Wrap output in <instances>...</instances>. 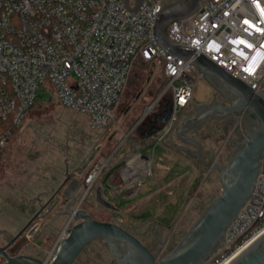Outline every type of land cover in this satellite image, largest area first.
<instances>
[{"label": "built area", "instance_id": "1", "mask_svg": "<svg viewBox=\"0 0 264 264\" xmlns=\"http://www.w3.org/2000/svg\"><path fill=\"white\" fill-rule=\"evenodd\" d=\"M163 2L141 0L131 13L124 0H0V150L20 130L41 88H50L62 107L86 115L90 130L108 129L137 61L160 66L164 89L143 118L163 94L170 93L168 119L151 143L168 139L192 101L195 79L190 73L196 70L190 60L159 48L152 36ZM165 34L175 45L205 56L254 92H264V0H203L195 14L168 24ZM237 127L235 123L233 133ZM146 145L132 146V155L119 171L123 187L135 185L134 194L151 174L152 160L141 153ZM115 153L95 162L82 176L75 209L87 199ZM127 167L132 176L128 171L125 175ZM112 194L117 197L119 192L112 187ZM75 222L74 217L68 218L47 259ZM263 233L264 157L250 199L205 264H229Z\"/></svg>", "mask_w": 264, "mask_h": 264}, {"label": "rangeland", "instance_id": "2", "mask_svg": "<svg viewBox=\"0 0 264 264\" xmlns=\"http://www.w3.org/2000/svg\"><path fill=\"white\" fill-rule=\"evenodd\" d=\"M132 74V77L139 75L142 82L131 86V80L127 82L115 106L114 118L109 128L104 131L90 130L86 115L62 107L50 88H41L36 103L26 112L20 130L14 132L13 139L0 154V206L3 205L1 200L7 195L8 198L9 195L13 196L11 203L15 205L24 197H32L27 193V187L31 186L32 182L31 190L39 192L47 180L54 178L55 182L63 173L67 153L71 157L68 166L81 169L84 175L97 159L106 160L111 153L117 151L96 180L86 199V207L83 204L80 208L88 210L94 218L121 226L127 225V229L136 234L139 241L153 253L159 247L155 238L159 237L163 241L170 232L173 237L161 251L160 257L171 250L177 243L180 232H185L190 227L208 201L220 193L221 186L217 172L204 174L199 164L164 142L151 143L162 133L159 129L150 139L143 142L147 145L141 151L152 160L151 174L145 177L135 198L120 199V194L123 198L135 195V185L123 187L119 177L125 160L133 153L132 146L125 143L122 146V142L130 133L135 141L141 139L140 133L150 132L156 126L155 115L163 114L171 102L170 93L163 94L153 110L143 118L145 111L163 92L164 79L160 66L156 64H146L141 71H136L135 68ZM190 77L195 79L192 101L197 104H209L216 93L197 72H191ZM218 100L227 102L222 97ZM193 113L188 106L181 112L180 119H186ZM234 124L227 125L210 120L207 127L196 133V138L203 145V155L207 162L212 157L213 161L224 163L232 148L231 142L243 138L239 127L236 132H232ZM172 138L174 143H178L175 136ZM98 144H101L98 148L99 155L94 156L96 159L92 161L90 157L93 147ZM120 145L122 148L119 149ZM218 154L220 157L217 159ZM98 185L103 190V193H100L101 199L107 201L113 209L104 208L96 202L94 192ZM112 187L119 192L117 197L112 194ZM142 197L141 202H135ZM65 223L66 221L51 223L47 229L40 225L44 230L39 234H44L42 237L36 234L35 230L27 231L21 239L29 245L27 253L49 261L48 254L62 233ZM36 225L38 224L34 226ZM18 230L19 227L12 232L0 231V242L2 238ZM110 259L103 241L97 239L85 247L74 264H109Z\"/></svg>", "mask_w": 264, "mask_h": 264}, {"label": "water", "instance_id": "3", "mask_svg": "<svg viewBox=\"0 0 264 264\" xmlns=\"http://www.w3.org/2000/svg\"><path fill=\"white\" fill-rule=\"evenodd\" d=\"M203 0L164 1L156 14L152 36L159 48L167 54L190 60L192 67L208 83L213 91L225 99L226 103L197 104L189 102L193 114L179 120L173 133L164 141L165 145L184 154L200 165L204 174L217 172L220 193L208 201L199 216L185 232H180L177 243L164 256L160 257L165 240L155 253L147 249L136 234L114 222L98 221L83 208H74L75 195L81 190L82 183L78 176L83 172L77 167H69L71 159L67 153L64 160L62 178L55 191H44L36 198L39 208L35 216L4 247H0V258L3 264H73L85 247L94 240L103 241L111 259L109 264H205L220 248L226 232L250 199L261 172L264 157V92H254L241 80L231 76L205 56L195 55L192 50L184 49L172 43L165 30L173 21L195 14ZM141 0H124L125 8L135 13ZM169 110L162 126L166 123ZM231 117L238 121L243 138L236 140L224 163L209 162L203 155V145L196 138V133L207 125L208 120L221 121ZM160 127H158L159 129ZM173 136L178 143L173 142ZM74 175V177H73ZM45 213L52 211L57 204L63 209L56 216L74 217L76 222L62 237L56 251L49 261L30 256H9L6 249L14 242L55 198ZM61 201H57L60 200ZM96 202L111 209L103 201L100 192L96 193ZM153 225V223H151ZM229 264H264V233L239 253Z\"/></svg>", "mask_w": 264, "mask_h": 264}, {"label": "flooded vegetation", "instance_id": "4", "mask_svg": "<svg viewBox=\"0 0 264 264\" xmlns=\"http://www.w3.org/2000/svg\"><path fill=\"white\" fill-rule=\"evenodd\" d=\"M218 98H221V96H219L218 94H215L213 100L211 102L215 103V104H218V103H223L222 101L218 100ZM224 104V103H223ZM168 108V107H167ZM167 113H168V109L166 111H164L163 114H157L155 115V123H156V126L153 127L152 129L156 130L158 129V127H160L163 123V121L166 119V116H167ZM210 120L207 121V125L204 126V127H207L208 126V123H209ZM213 121V120H212ZM217 122H221V123H225L227 125L229 124H232V123H238V121H235L233 118L231 117H228V118H225L221 121H217ZM94 152V151H93ZM80 181V180H79ZM57 189V187H55L53 189V191H55ZM52 191V192H53ZM80 196H81V190L75 195V203H74V206L78 203L79 199H80ZM55 198L52 199V201L50 203H48L45 207L44 210H42V212L40 214H38L35 219L27 226V228L24 230V232L14 241L12 242L9 247L6 249V252L8 253L9 256H17V255H21V256H30V257H34V258H38V259H42L40 258L38 255L34 256L32 254H29L27 253V249L29 247V245H26L25 243H23L21 241V239L24 237L25 233L27 231H33L35 230L36 234H41V230L43 229H47L49 228V225L50 223H47L48 221H52L56 223V221H58L60 219V217L62 216H56L55 213L61 211L63 208L61 206H59V204H57V206L52 210L50 211L49 213H45L46 212V209L50 207V205H52L51 203L52 202H55ZM86 198L83 200L85 201ZM57 201H61L60 200H57ZM82 201V203H83ZM20 203H17L18 205H15V208H17V210H19L20 212H23L26 216V219L24 221V223L22 224V226L19 227V230L16 231L14 234H9L10 236H5L4 238H2L1 242H0V247H4L6 246L7 244L10 243V241L23 229V227L29 222L30 219H32L34 216H35V213L36 211L39 209L37 208L36 206V201L34 199H30V200H25V199H22L21 201H18ZM81 203V204H82ZM13 204V203H12ZM20 204V205H19ZM39 223V225L37 226H34L35 224ZM42 225V228L41 229V226ZM36 227V228H35ZM35 228V229H34ZM44 231V230H43ZM150 231V230H149ZM151 233V231H150ZM173 234L169 232L168 236H166L163 240H165V243H164V246H163V250L166 248V246L170 243V239L173 237L172 236ZM40 237L44 236L43 235H39ZM47 236V235H46ZM159 238V237H158ZM158 238H155L156 239V244H159L160 246V240ZM158 241V242H157ZM162 241V240H161ZM147 248V247H146ZM159 248V247H158ZM148 249V248H147ZM151 251V250H150ZM152 252V251H151ZM153 253V252H152ZM81 254V253H80ZM79 254V255H80ZM77 259V258H76ZM76 261V260H75ZM4 261L3 259L0 258V264H3ZM74 264V263H73Z\"/></svg>", "mask_w": 264, "mask_h": 264}, {"label": "crops", "instance_id": "5", "mask_svg": "<svg viewBox=\"0 0 264 264\" xmlns=\"http://www.w3.org/2000/svg\"><path fill=\"white\" fill-rule=\"evenodd\" d=\"M154 129H152L151 131H153ZM143 136H145L144 134H143ZM13 139V138H12ZM11 141V140H10ZM100 145L101 144H98V145H95V147H93V148H91V150L93 149V151L94 152H92L93 154L91 155V160L93 161V159H96V158H94V156H98L99 155V151H98V148L100 147ZM5 149H2V150H0V154H1V152L2 151H4ZM100 151H101V149H100ZM100 159V158H99ZM99 159H97V161L98 162H101L102 160H99ZM102 159V158H101ZM90 160V159H89ZM97 161H95V162H97ZM91 162V161H90ZM82 174L80 175V176H78V179L81 181V178H82ZM73 177H74V175H73ZM61 178H62V174L61 175H59L58 177H57V179H55V182H54V178H53V180H47L46 178V182L45 183H43L44 185L42 186V190L39 192V191H36L35 189H33V190H31L32 188H31V186L33 185V182H32V185L31 186H28L27 187V193L29 194V195H31L32 197H30V198H28V197H24V199L26 200H32V199H34L35 200V198L39 195V194H41V193H43L44 191H53V189L55 188V187H57L58 185H59V183H60V181H61ZM34 182H36V180L34 181ZM52 182H53V184H52ZM39 184H41V183H39ZM47 184V185H46ZM109 185V184H108ZM54 186V187H53ZM111 187V186H110ZM33 188H34V186H33ZM30 190V191H29ZM80 191V190H79ZM78 191V192H79ZM97 191H99L100 193H103V190H102V188H101V186L100 185H98L96 188H95V195H96V193H97ZM139 194V192L138 193H136L134 196H130V198L129 197H120V199H133V198H135L137 195ZM8 196V195H7ZM6 196V197H7ZM6 197H3V200H1V201H3V205H1L0 206V231H6V232H12L13 230H16L18 227H20L21 226V224H23L24 223V221H25V219H26V216H25V214L23 213V212H20L19 210H17V208H15V206H14V204H12L11 203V200L13 199V196H10L9 195V197L10 198H6ZM96 197V196H95ZM2 199V198H1ZM106 200V199H105ZM143 200V197L142 198H140V199H138V200H136L135 202H141ZM103 201H104V199H103ZM105 202H107V201H105ZM5 203V204H4ZM108 203V202H107ZM110 205V204H109ZM5 206H7L6 208H5ZM111 206V205H110ZM114 207H112L111 206V209H113ZM68 219H67V217H64V216H62V217H60V219L58 220V221H56V223L57 222H62V221H67ZM47 223H52V221H48ZM53 223H55V222H53ZM38 225H39V223H37ZM5 225H8V226H5ZM37 225V226H38ZM36 228V227H35ZM34 228V229H35Z\"/></svg>", "mask_w": 264, "mask_h": 264}, {"label": "trees", "instance_id": "6", "mask_svg": "<svg viewBox=\"0 0 264 264\" xmlns=\"http://www.w3.org/2000/svg\"><path fill=\"white\" fill-rule=\"evenodd\" d=\"M147 63H143V62H141V61H137L136 63H135V65H134V67H133V70H132V73H133V71H134V69L136 68V71L137 70H139V71H141L142 69H143V66L144 65H146ZM131 73V76H130V78H129V80H131L130 81V86L132 85V84H139L140 82H142V78L138 75V76H136V77H132V74ZM129 82V81H128ZM35 103H36V101H35ZM34 103V104H35ZM33 104V105H34ZM33 107V106H32ZM31 107V108H32ZM30 108V109H31ZM29 109V110H30ZM8 128H10V127H8ZM162 128V125L160 126V128L159 129H161ZM159 129H156V130H153V131H150V132H148L147 134H144V133H140V135H141V139H138V140H135L134 141V138H133V134L132 133H130L127 137H126V140H125V144H129V146H134V145H136V144H138V143H143V142H145L146 140H148V139H150L151 138V135H154V133L156 132V131H158ZM143 134L145 135V136H143ZM134 142H132V141ZM132 142V143H131ZM109 153H110V151H109ZM85 205V207H86V200L85 201H83V203L81 204V207H82V205ZM84 209V208H83ZM86 210V209H85ZM86 211H88V210H86ZM91 217L93 218V219H95V220H98V221H107V220H100V219H97V218H94L93 216H92V214H91ZM108 222V221H107Z\"/></svg>", "mask_w": 264, "mask_h": 264}, {"label": "bare ground", "instance_id": "7", "mask_svg": "<svg viewBox=\"0 0 264 264\" xmlns=\"http://www.w3.org/2000/svg\"><path fill=\"white\" fill-rule=\"evenodd\" d=\"M130 162H132V161L130 160ZM130 162H129V165H132ZM143 165H145L147 167V170L149 169V164L148 163L145 162V163H143ZM128 167H130V166H128ZM128 167L125 169L124 173L126 171H128L127 172L128 173V176H132L133 172L131 171V169H128ZM125 175H126V173H125Z\"/></svg>", "mask_w": 264, "mask_h": 264}]
</instances>
